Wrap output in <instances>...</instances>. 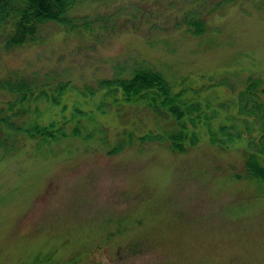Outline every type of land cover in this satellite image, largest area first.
Returning a JSON list of instances; mask_svg holds the SVG:
<instances>
[{"label": "rangeland", "instance_id": "rangeland-1", "mask_svg": "<svg viewBox=\"0 0 264 264\" xmlns=\"http://www.w3.org/2000/svg\"><path fill=\"white\" fill-rule=\"evenodd\" d=\"M193 2L79 4L75 14L94 17L88 28L49 22L34 43H0V77L49 73L69 79L75 92L96 87L119 62L144 59L188 96L209 101L218 110L216 128L230 111L219 102L233 98L249 74L264 78V0ZM192 5L208 14L203 33L187 29ZM215 80L221 84H210ZM117 95L103 110L97 92L72 93L63 111L38 105L44 124L71 118L78 101L84 113L66 126L79 119L88 138L39 145L19 132L6 153L0 147V264H264V182L245 176L247 138L211 143L203 123L195 127L198 141L186 140L183 151L140 142L137 136L172 130L176 122ZM10 98L0 90V104ZM121 140V150L107 152Z\"/></svg>", "mask_w": 264, "mask_h": 264}, {"label": "trees", "instance_id": "trees-1", "mask_svg": "<svg viewBox=\"0 0 264 264\" xmlns=\"http://www.w3.org/2000/svg\"><path fill=\"white\" fill-rule=\"evenodd\" d=\"M87 1L96 0H0V43L5 48L34 43L49 22L66 28H88L94 17L75 14L73 11L75 6ZM193 1L194 4L200 0ZM184 19L188 31L193 34L203 33L207 29L208 14L197 6H190ZM185 80L182 78L180 81ZM210 84L219 86L221 82L215 80ZM177 85L175 79L170 80L153 63L136 58L129 65L117 63L112 76L98 78L96 87L86 84L75 92V85L70 84L69 79L53 80L49 73L38 78L13 71L0 77V90L11 95L4 104H0V147L6 153L14 144L13 134L19 132L30 138H38L39 145L66 136L88 138L90 131L83 132L79 119L70 129L66 126L68 120L71 121L78 112L84 113L76 105L78 101L71 105V118L63 116V122L60 119H48L44 124L38 115V105L47 101L50 106L58 105L63 111L72 93L78 92L82 96H88L89 93L92 96L97 92L100 94L97 108L103 110L108 98L118 101L119 93L122 100L144 101L154 110L171 114L176 122L177 126L172 130L159 134L146 132L137 136L140 142L161 141L171 149L183 151L187 147L186 140L193 144L198 141L195 127L204 123L211 143L224 146L227 142L246 137L245 176L264 182V78L249 74L233 98L219 102L220 107L230 111L226 112L224 120L216 128L212 125V119L218 116V110L209 109V101L202 104L201 100L187 95L186 87L177 88ZM31 112L33 115L26 116ZM21 118L25 120L21 122ZM127 140L132 141V137L129 135ZM124 143L123 140L119 141L107 152L121 150Z\"/></svg>", "mask_w": 264, "mask_h": 264}]
</instances>
